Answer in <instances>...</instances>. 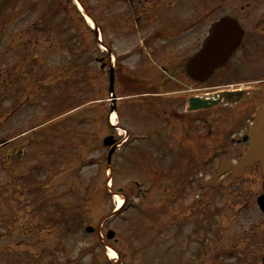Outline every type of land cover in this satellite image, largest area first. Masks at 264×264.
Wrapping results in <instances>:
<instances>
[{
    "label": "rangeland",
    "instance_id": "374dc122",
    "mask_svg": "<svg viewBox=\"0 0 264 264\" xmlns=\"http://www.w3.org/2000/svg\"><path fill=\"white\" fill-rule=\"evenodd\" d=\"M78 1L95 18L100 42L76 0H0V142L26 131L29 154L20 166L28 209L15 212L7 201L0 264H262L259 172L202 190L198 174L214 175L217 166L171 162L164 132L156 134L166 125L156 112L164 110L160 101L117 103L121 127L133 140L108 166L103 140L115 132L108 117L116 100L101 46L104 33L119 48L114 55L122 65L121 52L142 51L138 39L147 41L152 56H131L124 64L156 88L169 80L167 61L155 53L169 34L207 33L213 22L235 14L247 29L249 21L260 29L264 12L246 17L251 5L245 0ZM6 126L15 132L6 133ZM3 171L0 166V181ZM28 178L41 183L38 195L29 193ZM116 193L126 201L117 212ZM109 230L117 241L107 239ZM109 248L119 257L111 259Z\"/></svg>",
    "mask_w": 264,
    "mask_h": 264
},
{
    "label": "flooded vegetation",
    "instance_id": "af4514ba",
    "mask_svg": "<svg viewBox=\"0 0 264 264\" xmlns=\"http://www.w3.org/2000/svg\"><path fill=\"white\" fill-rule=\"evenodd\" d=\"M245 1L248 2V6L251 5L246 17H249L251 11L255 9H261L264 12V0ZM244 8L242 7V10ZM225 16L238 21L243 33H209L216 20L207 33H172L162 40L163 44L161 47H156L155 53H159L167 61L170 74L166 72L169 80L165 85L156 88H153L150 82L145 83V81L134 78V74H131V70L124 64L131 56H152L147 41L143 42L142 39L140 43V38L138 39V45L142 47V51L127 49L121 52L119 55H125V58L120 65L119 59H116L114 55L120 52L119 48L115 46L116 43H106L104 35L103 44L106 50L103 52V61L108 71L112 66V56L114 57L115 89L117 94L119 93L114 107L117 109L118 102L133 97H140L147 102L151 100L150 103L160 101L164 110L158 108L156 112L160 113L158 117L165 118L166 125L159 128L156 134L164 132L174 152L170 159L171 162L178 164L185 161L205 166H217V168L225 161L238 165L250 146L251 124L257 108L264 103V27L261 26L259 29V26L249 21L252 26L249 24L250 29H247V24L237 14ZM191 28V26L188 27V29ZM212 36H214L213 43L217 45L212 47L209 56L200 59L201 56L198 55ZM146 49L149 50L148 53ZM225 53H228L225 62L211 65L212 60H216L218 56ZM194 58L198 60L191 67L189 63ZM109 75L107 72L108 80ZM162 88L168 90L165 92L168 96L164 99H161L164 94L160 92ZM200 106L205 107L200 108ZM9 120L10 117L7 120L8 123ZM12 131L15 132V129L6 126V133L11 134ZM17 132L13 137L5 135L0 142V147L4 148V153L0 154V166L4 167V178L0 181V196H3L0 200V222L4 221L2 219L5 217L4 210L7 201L8 203L14 202L11 207L15 212L28 209L27 193L20 190L25 180L20 166L29 155L26 148L27 143L23 139L27 132ZM111 135H113L115 144L117 146L120 144V149L128 145L129 139L133 138L130 131L126 139L116 133ZM36 155L37 158L40 157V160L41 153ZM252 170H257L261 176L260 165L256 163L247 168L241 177H234L231 172H228L217 180L216 186L206 187L203 186L202 180L208 178L211 181L216 174L208 176L198 174V177L201 175L199 185L202 190H217L224 186L223 180L226 178L236 185ZM36 171L38 172L39 169L33 167L31 172ZM13 172L17 178L12 179ZM26 183L31 195H38L42 189L41 183L35 184L32 178L26 179ZM262 195L264 193L259 196ZM11 196H13L12 200ZM260 211L264 216V211L262 209ZM113 240L117 241L116 237ZM263 259L264 257L262 264H264Z\"/></svg>",
    "mask_w": 264,
    "mask_h": 264
},
{
    "label": "water",
    "instance_id": "95a60500",
    "mask_svg": "<svg viewBox=\"0 0 264 264\" xmlns=\"http://www.w3.org/2000/svg\"><path fill=\"white\" fill-rule=\"evenodd\" d=\"M210 33H243V30L235 19L231 17H224L212 25L210 29ZM213 37L214 36H212L211 39L205 43L202 52L198 55L201 56L200 59H204L205 56L206 57L209 56L212 47L217 45L213 43ZM227 58H228V53L222 54L221 56H218L216 60H212L211 65L213 66L215 64L216 65L222 64L227 60ZM197 60H198L197 58L191 60L189 66L191 67L194 66ZM114 81H115L114 71L111 70V85H110L111 93H114ZM202 107L205 106H200V108ZM250 136H251V144L246 154L242 158L241 162L238 165H234L227 161L223 162L218 167L216 177L211 181H204L203 186H209V185L216 186L217 179L228 172H232V175L234 177H241L246 172L247 168L252 167L256 163L260 164L261 175L264 179V103L260 105L256 111L255 120L251 125ZM113 142L114 141L112 137H107L104 141L106 146H111ZM114 151H115V147H112L108 155L109 165L111 164L112 155ZM258 204L260 208L264 211V195L259 196ZM87 230L92 232L94 229L92 227H89ZM114 236H115V232L109 231L108 238L112 239Z\"/></svg>",
    "mask_w": 264,
    "mask_h": 264
},
{
    "label": "bare ground",
    "instance_id": "6f19581e",
    "mask_svg": "<svg viewBox=\"0 0 264 264\" xmlns=\"http://www.w3.org/2000/svg\"><path fill=\"white\" fill-rule=\"evenodd\" d=\"M76 4L79 6V8H80L81 10H83V12H85L84 14H85L86 17H87V21H88L89 25L92 26V27H95V23H94L93 19H91V17L86 13V11H85V9L83 8V5L81 4V2L78 1V0H76ZM115 119H116V114L113 113L112 116H111V123L114 124V125H115ZM231 173H232V172H231ZM109 185H110V184H109ZM115 200L117 201V203H118L120 206L123 204V198H122V197L116 195V196H115ZM109 255H110V258L113 259V260L116 259V258H118V254H117L114 250H112V249H110V248H109Z\"/></svg>",
    "mask_w": 264,
    "mask_h": 264
}]
</instances>
